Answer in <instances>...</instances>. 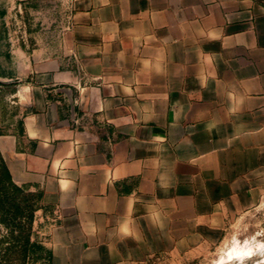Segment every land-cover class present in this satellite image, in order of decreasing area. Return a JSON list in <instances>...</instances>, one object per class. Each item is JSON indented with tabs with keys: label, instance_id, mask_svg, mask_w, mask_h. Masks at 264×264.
Returning <instances> with one entry per match:
<instances>
[{
	"label": "crops",
	"instance_id": "1",
	"mask_svg": "<svg viewBox=\"0 0 264 264\" xmlns=\"http://www.w3.org/2000/svg\"><path fill=\"white\" fill-rule=\"evenodd\" d=\"M0 31V152L50 264H146L264 200V0H72Z\"/></svg>",
	"mask_w": 264,
	"mask_h": 264
},
{
	"label": "rangeland",
	"instance_id": "2",
	"mask_svg": "<svg viewBox=\"0 0 264 264\" xmlns=\"http://www.w3.org/2000/svg\"><path fill=\"white\" fill-rule=\"evenodd\" d=\"M70 5L71 0H0V31L5 29L12 41L25 42L30 47L46 43L66 30ZM0 113L14 114V109L6 104L2 94ZM37 198L33 197V201L36 202ZM35 216L30 229L31 252L44 247L40 243L41 233ZM18 232L16 228L15 235ZM7 233V227L0 223V245L3 247L10 243ZM20 249L19 244L11 245L8 254L11 259L6 256L7 261L0 252V264H41L32 258L25 261ZM146 264H264V200L256 208L227 223L217 241L207 240L191 249L155 255Z\"/></svg>",
	"mask_w": 264,
	"mask_h": 264
},
{
	"label": "trees",
	"instance_id": "3",
	"mask_svg": "<svg viewBox=\"0 0 264 264\" xmlns=\"http://www.w3.org/2000/svg\"><path fill=\"white\" fill-rule=\"evenodd\" d=\"M34 195L25 192L24 189L13 181L0 152V223L7 227V237L10 240L8 247L0 245V252L5 255L2 254L4 260L6 256H8L7 259H11L8 255L11 250V245L19 244L21 248L20 253L25 261L32 258L34 262L37 260L41 264H50L51 253L48 249L40 246L37 251L31 252L29 250L31 243V224L35 212L39 207L38 198L36 202L33 201V197H38V195ZM16 228L19 229L17 235H15Z\"/></svg>",
	"mask_w": 264,
	"mask_h": 264
},
{
	"label": "built area",
	"instance_id": "4",
	"mask_svg": "<svg viewBox=\"0 0 264 264\" xmlns=\"http://www.w3.org/2000/svg\"><path fill=\"white\" fill-rule=\"evenodd\" d=\"M72 1V0H71Z\"/></svg>",
	"mask_w": 264,
	"mask_h": 264
}]
</instances>
